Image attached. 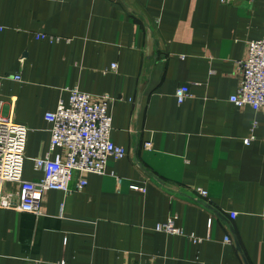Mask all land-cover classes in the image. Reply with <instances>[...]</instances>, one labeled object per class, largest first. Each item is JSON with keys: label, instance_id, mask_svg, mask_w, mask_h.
<instances>
[{"label": "crops", "instance_id": "1", "mask_svg": "<svg viewBox=\"0 0 264 264\" xmlns=\"http://www.w3.org/2000/svg\"><path fill=\"white\" fill-rule=\"evenodd\" d=\"M263 33L264 0H0L1 113L27 128L22 179L42 177L44 114L71 87L112 98L126 151L81 191H46L38 215L0 209V264H264V107L229 96ZM169 218L185 233L155 230Z\"/></svg>", "mask_w": 264, "mask_h": 264}, {"label": "built area", "instance_id": "2", "mask_svg": "<svg viewBox=\"0 0 264 264\" xmlns=\"http://www.w3.org/2000/svg\"><path fill=\"white\" fill-rule=\"evenodd\" d=\"M220 1L232 3L236 0ZM35 37L52 39L44 34H36ZM246 46V54L237 61L241 69L237 89L229 96L237 106L248 104L257 110L264 107V33L259 38L248 40ZM115 67V63L110 65L112 70ZM14 78L20 80L19 76ZM67 91V101L61 99L54 111L44 114L45 120L51 124L49 150L43 157L32 159L34 169L42 171L43 175L31 181L22 179L27 128L1 113L0 99V209L38 215L46 191L59 190L64 195L81 191L87 183L85 174H103L108 156L114 159L125 156V149L110 139L112 98L105 94L94 96L76 87ZM188 95L185 84L178 85L174 91L177 103H181ZM251 137H246L244 141L247 142ZM144 147L150 148L151 143L146 142ZM74 171L80 177L74 188H70L69 182ZM6 182L18 184V190H3ZM195 189L197 194L206 195L204 188ZM235 215L236 211H230L231 217ZM155 230L170 234L185 233L174 225L172 218L158 223ZM186 235L192 241L201 239L192 232ZM231 240V235L224 236V242ZM58 264L65 263L61 261Z\"/></svg>", "mask_w": 264, "mask_h": 264}]
</instances>
